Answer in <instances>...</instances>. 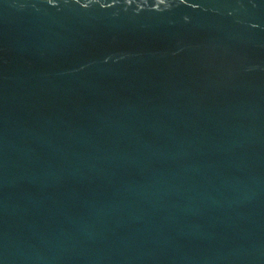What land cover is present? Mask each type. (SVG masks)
Listing matches in <instances>:
<instances>
[{"label":"water","instance_id":"water-1","mask_svg":"<svg viewBox=\"0 0 264 264\" xmlns=\"http://www.w3.org/2000/svg\"><path fill=\"white\" fill-rule=\"evenodd\" d=\"M0 264H264V0H0Z\"/></svg>","mask_w":264,"mask_h":264}]
</instances>
